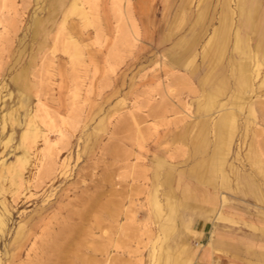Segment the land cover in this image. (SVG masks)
I'll return each instance as SVG.
<instances>
[{"label": "rangeland", "instance_id": "rangeland-1", "mask_svg": "<svg viewBox=\"0 0 264 264\" xmlns=\"http://www.w3.org/2000/svg\"><path fill=\"white\" fill-rule=\"evenodd\" d=\"M69 2L64 7L60 0H0V213L7 220L0 232L1 264H26L23 248L17 255L19 242H11L30 226L43 237L46 220L81 223L78 239L85 242L80 250L86 264L94 263V249L98 264L164 261L177 230L186 234L195 218V206L185 204L180 193V183L190 179L183 172L194 164L189 156L194 141L190 135L181 138L184 119L206 121V111L220 104V109L242 105L232 154L214 178L229 208L220 216L226 212L243 225L264 227V48L257 52L256 67L255 41L246 37L253 56L241 63L253 86L236 98V0H97V24H84L74 13L58 32ZM259 3L264 7V0ZM77 4L89 10L85 0ZM221 15L229 39L209 67L211 83L201 84L187 70L201 67V53ZM65 37L79 46V58L62 50ZM206 47L209 60L213 43ZM183 58L193 63L173 65ZM220 87L211 98L209 92ZM37 100L52 118L47 124L37 117L36 123L49 136L50 156L65 169L51 172V161L45 160L46 168L30 174L27 165V182L15 190L5 182L1 161L13 162L23 120L34 113ZM204 128L206 144L214 141L207 124ZM204 148L198 153L209 150ZM156 196L162 198L160 216Z\"/></svg>", "mask_w": 264, "mask_h": 264}, {"label": "bare ground", "instance_id": "bare-ground-1", "mask_svg": "<svg viewBox=\"0 0 264 264\" xmlns=\"http://www.w3.org/2000/svg\"><path fill=\"white\" fill-rule=\"evenodd\" d=\"M77 1L78 0H71V2H69L70 4L68 3L69 5H67V7L65 8V13H64L63 19L61 21V24L59 26V29L57 28L59 30L58 32H61V31L63 32L65 22H67L66 18L69 15L74 14V13H76L77 15H79V17H81L84 24H89V25L94 24V23L97 24V22L94 21L98 18V16L96 15V13H97L96 7L98 4L94 3L97 0H85V3L88 5L89 10H87L84 7H81L82 5H78ZM247 1L248 0H236L237 10L239 12V15L241 16L240 19H241L242 28H246V27L248 28L249 18L252 15V13L255 11V9L257 8V7L253 6L254 5L253 0H251L252 2L250 3V6H247V4H248ZM61 2L64 5L63 1H61ZM94 4H96V5H94ZM64 7H65V5H64ZM234 12H235V10H234ZM240 19H239V23H240ZM134 25H136V24H134ZM258 35H259V41L256 42V45H255L256 52L254 51V56L251 53V51L248 47V44L242 38L241 34L238 31H236V33L234 35L233 53H235L238 57H240V60H235L236 63L235 64L233 63L234 65L232 64L234 67V71H236V73L238 74L237 79L235 78L236 83H237L236 90L240 91V92H237L236 98H239L240 95H242V93L247 92L248 89L251 91V87L253 86L252 85V79L253 78L251 77V75L245 74L246 65L244 63H241V60H242V58H244V60L245 59H252V56H253V58H254L253 60L256 61L255 58L257 57V52H259V50H260V41H261V39H264V32H262V33L259 32ZM71 41H72V38H70V39L69 38L66 39V37L63 38V41H62L63 46L61 48L64 52L69 53V56H71L73 58H79L81 56L79 46L77 44H73V45L70 44ZM223 41H224L223 33H222V31H219V30L214 34V37L208 41V43H213V47H214L213 48V50H214L213 54L211 55V58L209 59L210 62L211 61L214 62L215 59L218 57V54L223 51ZM55 42H56V40H55ZM70 46H72L71 53L69 52ZM262 61H264V60H262ZM258 66H259V63L256 61V67H258ZM188 72H190V71L187 70V73ZM191 72H192V70H191ZM193 74H194V72H193ZM189 75H190V73H189ZM254 77H256V78L258 77L257 70H255V72H254ZM181 82H182V80H181ZM261 82H264V79H262ZM219 90L220 89H218L217 92ZM206 101L207 100H205L204 102H206ZM207 103H209V102H207ZM204 105H206V104H204ZM222 105L223 104H220L221 107H224V105L223 106ZM239 111H242V105H240V104L235 105L234 108H232V109L228 108V109L223 110L222 112H219L215 118L211 117L212 120H211V118H209L208 115H206V121L203 120V125H204V123L207 125H210V128H211L210 132L215 139V143H214V147L212 150L211 158L208 161H205V160L196 161V162H194V164L192 166V169H191L192 172H190L191 176L194 178V180L196 181V183L199 186L206 188L209 180L213 176H215L216 171H218L217 168L222 163L221 159H223L225 154H227L229 152V146L231 145V143L233 141V137H234V134L236 131V116L238 115ZM38 113H40V114L38 115ZM5 115L2 116V121H4L3 118L5 117ZM199 115H200V113H199ZM37 117H40V119H41L40 121H42L43 123H47V124L51 123L52 117L50 115V112L46 109L45 105L40 102V100H37L36 109H35L34 113L31 116H28L23 120L24 121V123H23L24 128H23V130L19 136V145L15 146V148L13 150V151L17 152L14 155L13 162L6 164V163H4L3 160L1 161V163L3 162V166H4L3 168L5 170V177H4L5 182L8 183L10 186H15L14 187L15 190L17 189L16 187H19L21 185V183L27 182L25 180V178L23 177V171L25 170L27 165L29 166L28 172L30 174H33L32 171L34 168L38 169V171H39V168H41L43 166V163L45 162V160L47 162L51 161L50 162L51 167H49L51 172L56 171V173H57L58 169L65 167L64 162H62V163L57 162L55 155H54L55 157L50 156L49 136H48V134L43 132L42 129L37 125L36 120H35V118H37ZM201 117H203V116H201ZM188 118H189L188 120H186V118L184 119L186 125H184V129L181 133V138L184 139V138H187L188 135H190L192 137V140L194 141V142H192V144H193V148H194V152H195L198 150V148H203V145H205V143H206V138H205V134L202 131L201 132L198 131L199 128L196 125L198 122H194L195 120L190 119V116ZM196 129L198 132L194 131ZM213 131H214V134H213ZM40 142L43 144V147L41 149H39V147H38V143H40ZM43 167L46 168L45 166H43ZM62 172H63V169H62ZM62 172H61V174H62ZM34 175H36V174H34ZM63 175H64V173H63ZM54 176H55V174H54ZM57 177H59V176L57 175ZM15 193L16 192H14L12 194H15ZM12 194H11V196H13ZM28 198H29V196H28ZM161 199L162 198H160L159 196H156L155 201H154L156 204V207L158 209L159 216L161 214V209L163 206ZM4 208L7 211L6 207H4ZM36 211H35V213H36ZM85 212H88V211H85ZM79 214H78V216H79ZM81 215L84 216V213H82ZM86 217H85V219H86ZM6 222H7L6 217L0 213V232L4 230V228L6 226ZM45 223H46V225H45ZM45 223H44L45 227H43L44 229L41 228L42 229L41 231L43 233V237L42 236L41 237L35 236L34 231H33L34 228L32 226H30L29 229L26 230L25 233H23V231H21L19 234L16 233V235H15V237L11 243L17 244V242H19L17 249H16L18 252L17 255L21 254L22 248H23V250L25 251V258H26L25 262H26V264H86V262L84 260L85 257H83V255H82L83 251L80 250V247L85 242L78 239L79 235L82 233L81 232L82 231L81 223H73L72 224V223H68L67 221H63V222H59V223L54 224V223H52V221H47V220ZM91 232H93V231H91ZM159 232H162V234H163V227L162 226L159 227ZM40 238H41V240H40V242H38V239H40ZM27 243H28V247L26 246ZM92 246H94V245H92ZM26 247H27V249H26ZM93 251L95 253V256L93 259L94 263L92 261L91 262L93 264H98V262L100 261V260L98 261V258H97L98 256L96 255L98 249H94ZM1 263H2V261L0 259V264Z\"/></svg>", "mask_w": 264, "mask_h": 264}, {"label": "crops", "instance_id": "crops-1", "mask_svg": "<svg viewBox=\"0 0 264 264\" xmlns=\"http://www.w3.org/2000/svg\"><path fill=\"white\" fill-rule=\"evenodd\" d=\"M60 1L65 3V1L69 0ZM261 1L262 0H253V6L257 8L249 18L248 28H242L240 19L239 28L237 30L245 42L248 41L246 38L248 36L254 39V45H256V42L259 41V32H264V23H262V21H264V7L259 5V2ZM247 2V6H250L252 1L248 0ZM225 17L226 15H221V18H223L222 21L219 22L217 29L207 40L208 43V41L214 37V34L218 30L222 31L224 39L223 50L225 48V44H227V40L229 39L226 32L227 26L224 21ZM239 17L241 18L240 15ZM207 43L205 44V47L201 53V67L198 69L196 68V65H190L192 66V72L191 70L189 72L190 77L195 78L197 76V79L201 82V84L205 82L211 83V79L208 77L210 76L212 70L210 71L209 67H211L212 63H216L217 60L220 59V53L214 62H210V60L204 56V54L207 53L205 50L207 48ZM262 48H264V39H261L260 41V49ZM174 63L173 65L176 66L182 64V66L187 67L193 62L188 58H183L181 62ZM207 67L209 70L206 72ZM203 69L205 72H202ZM193 72L196 74L194 75ZM218 89L220 90L217 92ZM218 89L210 91L209 95H213L210 96L211 98L217 97V94L221 92L222 88L220 87ZM201 90L205 92V89ZM220 107V105H217V107L214 109H209L206 111L207 113L205 115H208L209 118H215L219 112L228 109L227 107L220 109ZM213 110L216 111L213 112ZM213 114L216 116L213 117ZM197 122V126L200 131L204 130L205 123L203 126L202 120H198ZM208 129H211L210 125H208ZM214 143L215 139L214 141L211 140L207 144L205 143V145H203V148L209 146V150L207 149V152L205 153H201V151L198 153V150H202L203 148H198V150L195 151L196 153L194 152L193 148V152L189 153L192 161H208L212 156ZM231 145L229 146V152L225 154L223 159H221L222 163L220 166H218V171H216L215 176L209 180L206 188L199 186L191 176L190 172H192V168L183 172L186 174V178L190 177L191 180L189 179L186 182L182 181L180 183V193L185 204L193 203L195 206V218H193L189 224V229L186 234H179V230H177V235L168 244L169 250L166 251L165 260H162V262L159 264H164L166 260H168L170 264H264V227H260L256 223H247L243 225L240 223L242 219L234 217L232 218L229 214H226V212L225 215L220 216V211L222 209L228 210L229 208L225 204L226 195L219 190L217 187L218 183L214 181V178L218 175H222L220 173L222 171L221 168H223V163L227 161V155L229 153L232 154V149L230 148ZM159 165H161V163H159ZM157 174L158 172L155 171V175ZM156 183H159V181ZM174 206L171 203L169 209L173 210ZM161 226L163 227V223H160V227ZM159 234H162V232H159Z\"/></svg>", "mask_w": 264, "mask_h": 264}]
</instances>
